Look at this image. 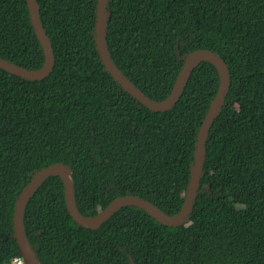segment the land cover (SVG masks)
<instances>
[{
  "label": "trees",
  "instance_id": "16d2710c",
  "mask_svg": "<svg viewBox=\"0 0 264 264\" xmlns=\"http://www.w3.org/2000/svg\"><path fill=\"white\" fill-rule=\"evenodd\" d=\"M53 48L39 79L0 68V264L21 256L14 236L17 197L36 171H72L79 211L92 216L124 195L169 215L183 204L201 123L219 86L201 61L175 105L153 111L107 71L95 35L97 0H36ZM113 62L149 98L171 92L196 49L216 52L229 90L210 127L188 220L160 223L143 209L118 208L97 228L75 222L58 175L24 211L41 264H264V0H107ZM0 57L28 69L44 54L26 0H0ZM22 257V256H21Z\"/></svg>",
  "mask_w": 264,
  "mask_h": 264
},
{
  "label": "water",
  "instance_id": "95a60500",
  "mask_svg": "<svg viewBox=\"0 0 264 264\" xmlns=\"http://www.w3.org/2000/svg\"><path fill=\"white\" fill-rule=\"evenodd\" d=\"M29 17L42 47L44 61L41 67L28 69L0 57V68L17 74L18 76L39 79L47 76L55 62V56L51 43L45 33L41 22L36 0H26ZM107 0H97L96 23L94 39L96 47L102 62L107 71L139 102L153 111H165L172 108L179 100L191 71L201 62L208 61L212 63L219 74V86L217 92L209 106V109L199 128L196 147L194 151V160L191 166V175L189 178L188 188L181 209L169 215L161 210L154 203L134 195H124L112 200L105 208L92 216L82 214L75 201V189L72 179V171L63 163H53L36 171L29 183L23 188L17 197L14 205L13 228L20 254L27 264H41L33 253L24 227V211L26 204L34 191L50 176L58 175L63 182L64 196L67 210L72 219L81 226L88 228H97L107 220L118 208L126 205L139 207L153 216L160 223L167 226H179L188 220V215L192 209L193 201L199 188V182L203 170L205 159V149L208 133L215 118L218 116L224 103L225 96L229 90L230 72L226 61L216 52L208 49H196L185 55L183 66L179 71L170 94L163 100L157 101L149 98L141 89H139L113 62L106 41V22H107ZM131 260V264L134 262Z\"/></svg>",
  "mask_w": 264,
  "mask_h": 264
},
{
  "label": "built area",
  "instance_id": "2783aa9c",
  "mask_svg": "<svg viewBox=\"0 0 264 264\" xmlns=\"http://www.w3.org/2000/svg\"><path fill=\"white\" fill-rule=\"evenodd\" d=\"M9 264H27V263L23 257L16 256V257H13V259L11 260Z\"/></svg>",
  "mask_w": 264,
  "mask_h": 264
},
{
  "label": "bare ground",
  "instance_id": "6f19581e",
  "mask_svg": "<svg viewBox=\"0 0 264 264\" xmlns=\"http://www.w3.org/2000/svg\"><path fill=\"white\" fill-rule=\"evenodd\" d=\"M41 19V18H40ZM43 24V23H42Z\"/></svg>",
  "mask_w": 264,
  "mask_h": 264
}]
</instances>
